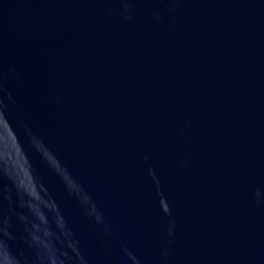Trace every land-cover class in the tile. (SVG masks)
<instances>
[{"label": "water", "instance_id": "1", "mask_svg": "<svg viewBox=\"0 0 264 264\" xmlns=\"http://www.w3.org/2000/svg\"><path fill=\"white\" fill-rule=\"evenodd\" d=\"M0 264H264V0H0Z\"/></svg>", "mask_w": 264, "mask_h": 264}]
</instances>
